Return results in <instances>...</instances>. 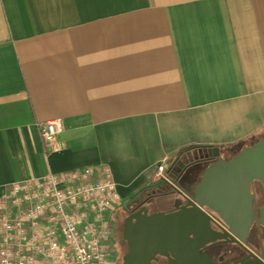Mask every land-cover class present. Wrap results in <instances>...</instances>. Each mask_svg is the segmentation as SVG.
<instances>
[{
	"label": "crops",
	"instance_id": "0c3cea01",
	"mask_svg": "<svg viewBox=\"0 0 264 264\" xmlns=\"http://www.w3.org/2000/svg\"><path fill=\"white\" fill-rule=\"evenodd\" d=\"M261 137L264 0H0V193L100 165L117 211L163 159Z\"/></svg>",
	"mask_w": 264,
	"mask_h": 264
},
{
	"label": "built area",
	"instance_id": "2783aa9c",
	"mask_svg": "<svg viewBox=\"0 0 264 264\" xmlns=\"http://www.w3.org/2000/svg\"><path fill=\"white\" fill-rule=\"evenodd\" d=\"M36 128L48 151L62 150L59 118ZM163 159L153 179H166ZM106 166L49 172L4 185L0 193V264H109L111 221L118 204Z\"/></svg>",
	"mask_w": 264,
	"mask_h": 264
},
{
	"label": "flooded vegetation",
	"instance_id": "af4514ba",
	"mask_svg": "<svg viewBox=\"0 0 264 264\" xmlns=\"http://www.w3.org/2000/svg\"><path fill=\"white\" fill-rule=\"evenodd\" d=\"M200 157L196 151L182 157L181 161L180 158L176 166L169 162L166 179L154 181L122 211H114L108 247L109 264H264V225L259 223L260 208L264 205V188L259 181L254 180L250 184L252 205L257 218L247 231L237 230L236 235H231L225 222L207 208H203L206 216L202 218L200 229L185 225L182 221V213L189 209L185 205L190 202L191 189L199 180L203 169L211 163L203 164ZM158 187H162L164 191L149 193L151 189ZM182 206L185 207L181 208ZM159 213L173 216L176 227L172 226L169 235H162L155 241H150L151 237H147L141 242L137 257L125 261L124 256L129 250L128 241L124 237L125 219L136 215L141 223H145L147 217ZM215 235L220 237L213 239ZM150 246L156 254L148 262L145 256L150 253Z\"/></svg>",
	"mask_w": 264,
	"mask_h": 264
},
{
	"label": "water",
	"instance_id": "95a60500",
	"mask_svg": "<svg viewBox=\"0 0 264 264\" xmlns=\"http://www.w3.org/2000/svg\"><path fill=\"white\" fill-rule=\"evenodd\" d=\"M196 151L201 155L203 164L211 163L203 169L199 180L193 185L190 202L185 205L189 209L182 213V221L185 225L200 229L202 218L206 216L203 208H207L225 222L231 235H236L237 230L247 231L257 218L252 205L250 184L257 180L264 188V137L242 147L228 160L221 156L222 152L218 147L200 148ZM174 223L173 216L163 213L147 217L145 223H141L136 215L128 216L124 221V237L128 241L129 250L124 260L136 258L141 242L147 237H151L150 241H155L162 235H169L172 226L176 227ZM259 223L264 225V205L260 208ZM213 237L217 239L220 236ZM154 251L150 246L148 252L153 254L145 256L148 262L154 259Z\"/></svg>",
	"mask_w": 264,
	"mask_h": 264
},
{
	"label": "rangeland",
	"instance_id": "374dc122",
	"mask_svg": "<svg viewBox=\"0 0 264 264\" xmlns=\"http://www.w3.org/2000/svg\"><path fill=\"white\" fill-rule=\"evenodd\" d=\"M183 158H181L180 159V161L182 160ZM170 163H173L175 166L177 165V162H178V160H171V161H169ZM198 177V174H196V177L195 178H197ZM194 179V178H193ZM164 191V189L162 188V187H158V188H153V189H151L150 190V192L149 193H153V194H155V193H161V192H163ZM136 198V197H135ZM129 202H131V201H128L127 203H129ZM123 209H121V210H118L117 212H120V211H122ZM113 212V211H112ZM111 212V213H112ZM109 214L108 215V218H110V220H111V218H112V216H113V214ZM108 244H110V242L108 243ZM110 261V260H109Z\"/></svg>",
	"mask_w": 264,
	"mask_h": 264
},
{
	"label": "trees",
	"instance_id": "16d2710c",
	"mask_svg": "<svg viewBox=\"0 0 264 264\" xmlns=\"http://www.w3.org/2000/svg\"><path fill=\"white\" fill-rule=\"evenodd\" d=\"M258 139H254V141L253 142H251V144H253V143H255L256 141H257ZM244 144H246V142H243ZM241 148L243 147V144H241V146H240ZM241 148H238L239 150L241 149ZM239 151H237V153H238ZM157 194V193H156ZM133 199V198H132Z\"/></svg>",
	"mask_w": 264,
	"mask_h": 264
}]
</instances>
